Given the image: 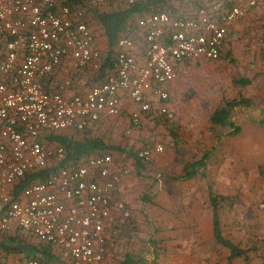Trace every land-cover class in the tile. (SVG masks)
<instances>
[{"label":"built area","instance_id":"2783aa9c","mask_svg":"<svg viewBox=\"0 0 264 264\" xmlns=\"http://www.w3.org/2000/svg\"><path fill=\"white\" fill-rule=\"evenodd\" d=\"M69 1L0 0V235L14 226L65 254L63 262L30 257L25 264H104L116 233L115 211L129 214L125 201L115 198L129 170L109 152L67 161L14 194L25 175L65 158L62 146L44 144L40 136L82 130L102 116L118 115L124 95L136 105L129 121L137 125L151 97L168 98L176 65L219 59L226 23L248 8L264 10V0H202L184 16L149 10L135 23L138 34L117 39L103 79L79 91L73 90L76 75L99 69L102 59L82 8ZM78 1L96 6L107 0ZM158 114L170 115L165 104ZM162 149L156 143L137 156L146 160Z\"/></svg>","mask_w":264,"mask_h":264},{"label":"rangeland","instance_id":"374dc122","mask_svg":"<svg viewBox=\"0 0 264 264\" xmlns=\"http://www.w3.org/2000/svg\"><path fill=\"white\" fill-rule=\"evenodd\" d=\"M121 4H125V0L83 6L85 19L103 55L107 52V43L92 19L93 11ZM251 10L259 17L241 21L244 14L234 20L239 28L235 26L231 32L230 27H226L230 35L221 58L185 61L176 67L175 78L167 85L168 98L164 101L170 112L168 117L161 118L158 114L161 101L153 97L150 109L137 125H130L129 112L122 105L118 115L101 117L86 131L89 136L117 146L118 149L108 151L117 164H123L129 170L124 175L128 179L121 190L115 192V198L125 201L129 214L123 217L115 211L113 222L117 236L109 242L104 264H117L127 248L142 256L140 264L153 261L161 264L162 251L168 245L162 239L168 234V219L165 218L170 214L168 203H186V196L192 198L188 200L190 203H206L208 185L228 197L221 208L224 236L244 249L259 251L260 241H264V208L260 207L264 202V10ZM92 72V69L79 72L74 78V86L87 89L95 83ZM240 78L249 81L245 85L234 83V79ZM240 97L246 103L236 107L234 121L242 130L226 138L219 132V127L211 125L209 115L222 101ZM126 99L124 95L121 102ZM120 116H125L127 125L120 122ZM222 129L224 132L229 130L227 127ZM63 133L78 136L74 130ZM46 143L55 145L53 141ZM156 143L163 145L162 151L153 152L146 162H142L141 170H137L133 154ZM205 152L208 157L203 173L190 180H175L173 192L167 193L166 178L180 174L185 162L199 159ZM142 196L150 197L143 206ZM171 214L177 218L179 211L175 209ZM174 217L170 224L175 220L177 226L180 220ZM230 219H234V227ZM4 234L0 236V242ZM19 236L21 239L17 242L6 244L12 248L10 253L17 255V264H24L26 257L33 255L19 256L15 250L24 245L39 246L40 242L29 236ZM0 246L3 247L2 243ZM146 256L154 258L146 260ZM1 258L0 253L3 262Z\"/></svg>","mask_w":264,"mask_h":264},{"label":"trees","instance_id":"16d2710c","mask_svg":"<svg viewBox=\"0 0 264 264\" xmlns=\"http://www.w3.org/2000/svg\"><path fill=\"white\" fill-rule=\"evenodd\" d=\"M201 1L202 0H140L133 4H127L125 2V4H121L120 6L117 7H111L109 9L102 11H93L92 19L97 23L101 33L104 34L108 46L106 54L103 55L101 53L102 65L100 66L99 69L93 70L92 72V76L95 77L94 82H98L99 80L103 79V76L108 72L107 70L109 69L110 62L115 55L114 47H115V43L117 42V39L125 33L136 32V34H138L135 25L138 18L145 15L149 10H166L172 16H184V15L192 14L196 11L197 6L200 4ZM69 3L76 6L80 5L82 10H83V6H85V3H81L78 0H70ZM233 81L236 84L245 85L248 83L249 80L240 78V79H234ZM245 103L246 100L242 97L238 99L233 98L222 101L218 106H216L211 111L209 115V120L211 125L214 127H219V132L221 131L220 132L221 135L224 133L225 135L232 136L239 133L240 128L235 124L234 115H235L236 107L242 106ZM97 122H98L97 120L91 122L82 130L74 129V132L78 133V136H74V134L73 135L65 134L63 133V131L58 133H44L43 135H41L40 140L42 141V143L47 144L46 143L47 141L48 142L53 141L55 142V144L62 146L65 150V158L61 161H57L55 164L49 163L48 166L44 168L28 173L27 175H25L24 179L22 178L21 180H19L18 183L14 185L13 187L14 191L18 192L24 184L32 181L33 179L43 178L47 176L49 173L54 171L57 167L65 164L67 161H71L73 164H75L79 162L83 157L89 154H98L101 152H109L108 150L118 149L117 146L108 144L99 137L87 135L86 131L89 130L91 127H93V125ZM225 127L229 129L226 132H224L222 129ZM133 155L136 158L135 160H136L137 170H141V168L143 167L142 162H146L147 159L144 160L142 158H139L137 156V153ZM207 157H208V153L205 152L201 156V158L190 162H185L183 164V168L180 174L172 175V176L170 175L168 178H166V183L168 185L166 188L167 193L173 192L174 190L173 183L175 182V180L177 181H179L180 179L190 180L193 179L197 174L203 173L202 168L203 165L205 164ZM206 195L208 197V202L211 207L212 231L215 241L229 249V253H230L229 257L233 258L242 255L245 250L241 248L239 245L233 243L230 239H227L222 232L221 208L223 207L224 201H226L228 197L219 193L218 191L213 189L210 185L207 186ZM149 201H150V197L142 196L141 199L142 206ZM115 236H117V234L112 237V240H114ZM152 241L153 239L150 238V242ZM2 245L7 252L9 251V249L10 250L12 249L7 244H2ZM29 249L30 250L36 249L38 252H40L41 256L40 255L38 256L39 259L40 260L43 259V261L46 263L52 261H58V259L52 253L50 245L48 244H41L37 248L30 246ZM33 256L36 257L37 255H33ZM140 257L130 248H127L121 254V259L118 261L117 264H140L141 261Z\"/></svg>","mask_w":264,"mask_h":264},{"label":"crops","instance_id":"0c3cea01","mask_svg":"<svg viewBox=\"0 0 264 264\" xmlns=\"http://www.w3.org/2000/svg\"><path fill=\"white\" fill-rule=\"evenodd\" d=\"M251 9H255V8H248L246 11L247 14L245 13L243 18L240 19L241 21L252 20V17H259V16H255L254 13L256 11H252ZM235 21L226 23V27L227 26L230 27L229 29H231V32L233 31V27L234 29H236L235 26L239 28V26L236 25L237 23ZM89 28L92 31V28L90 26ZM229 35H230V31L228 33L226 31V34L224 37V43H223L222 50H221V55L223 54L224 48L227 44V38ZM102 37H103V41L105 42L106 39H105L104 34H102ZM137 38L139 39V36ZM95 41L97 42L96 38H95ZM96 45L98 46V43H96ZM221 55H220V58H221ZM203 59L205 58L196 59L194 61H201ZM191 60L192 59L190 60L186 59L182 62L191 61ZM178 65H176V67ZM169 84L170 82L167 85ZM167 85H166V88H167ZM75 89L79 91L85 90L76 85L74 86L73 90ZM157 100L159 99L157 98ZM161 104H165L164 101H161ZM122 105L129 112V114L131 111L136 109V105L133 104L128 99L122 102ZM146 113H140L141 120L143 119L142 115L144 116ZM120 122L123 125H127V119L125 118V116H120ZM236 125L239 126L240 124H236ZM240 130H242V127ZM225 136L226 138L229 137L228 135H225ZM127 179L125 178V176L121 177L118 183V186H117V190H121V186L123 182H125ZM13 193L18 194L19 191L18 192L14 191ZM116 194H117V191H116ZM190 199H192L190 196H186V203L184 202L178 203V204L168 203V209H169L170 214L165 216V218L168 219V234L164 235L162 238L165 242H167L168 245L166 249L162 251L161 264H264V241H260L261 246L257 253L252 252L250 248L244 249L243 247H241L245 250L242 255L236 256L233 258L229 257L230 256L229 249L217 243L213 237L212 222H211L212 214H211V207L209 205V202L190 203L188 201ZM175 209L179 211L177 218L180 220V223L177 226L175 225V220L172 221L173 224H170L171 219L174 217V215H172L171 212L175 211ZM234 222H235L234 219H230V223L232 227L235 226ZM176 227H178V229ZM4 233H6L4 234L5 237L3 236L1 238L3 241L1 240L0 242L2 244L3 243L6 244L9 241L17 242V239L18 240L21 239L19 238L20 234L17 233L14 226H12L8 231ZM2 234L0 236H2ZM24 236L35 238L37 241L40 242V245L41 244L50 245L51 251L55 255V257L58 259V261L59 260H61L60 262L64 261V258H65L64 251L60 249L59 247L52 245L50 243H47L31 234H26ZM14 238H16V241L13 240ZM227 239H230V238H227ZM230 240L233 243H235L232 239ZM31 246L35 248L38 247L34 245H31ZM29 248L30 246L24 245L22 247H19V249L15 250V252H19L18 254L19 256H22L23 254L24 256L25 255L27 256L28 254L37 255L36 257H38L39 255L41 256V253L38 252L36 249L30 250ZM57 249H58V252H57ZM10 251L12 250L9 249V251L7 252L2 246H0V253L2 255L1 260L5 264H17V261H16L17 255H13L12 253H10ZM31 257H35V256H31ZM146 257L144 258L146 260H152V258H154V256H146ZM28 258L30 257H26V259L24 260V264L26 263V260ZM41 261L44 262L43 259ZM151 264H157V261H153Z\"/></svg>","mask_w":264,"mask_h":264}]
</instances>
